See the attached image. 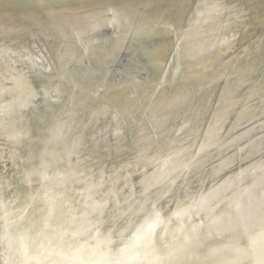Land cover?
I'll use <instances>...</instances> for the list:
<instances>
[{
  "label": "bare ground",
  "instance_id": "bare-ground-1",
  "mask_svg": "<svg viewBox=\"0 0 264 264\" xmlns=\"http://www.w3.org/2000/svg\"><path fill=\"white\" fill-rule=\"evenodd\" d=\"M0 264H264V0H0Z\"/></svg>",
  "mask_w": 264,
  "mask_h": 264
}]
</instances>
